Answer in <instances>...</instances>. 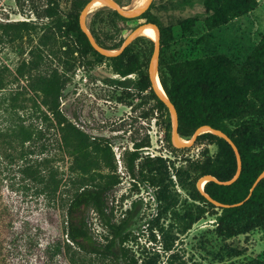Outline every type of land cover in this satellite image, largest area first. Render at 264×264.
I'll return each mask as SVG.
<instances>
[{"label":"rangeland","instance_id":"rangeland-1","mask_svg":"<svg viewBox=\"0 0 264 264\" xmlns=\"http://www.w3.org/2000/svg\"><path fill=\"white\" fill-rule=\"evenodd\" d=\"M141 1L124 0L122 8L134 10ZM256 2L250 13L213 29L206 25L209 14L204 0H154L149 11L167 30L163 57L168 63L217 55L232 61L234 75L249 85L250 93L247 112L228 122V127L248 125L264 137V83L257 82L250 64L264 34V0ZM70 8L71 0H0V24L25 22L29 27L13 43H8L9 38L0 30V67L10 76L3 92L7 104L12 105V96L27 85L25 81L14 83L12 75L24 61H34L39 70H56L65 79L61 111L89 137L93 146L90 151L94 164L87 174V184L113 186L106 196L105 213L113 215L117 223L125 222L129 239L126 245L135 264H264V226L247 235L222 238L216 233L214 215L219 209H211L198 200L200 167L216 157L217 146L201 141L188 150L176 147L172 132L167 137L162 115L150 91L138 90V75L122 77L113 71L111 61L93 55L81 59L76 52V35L67 26ZM103 8L87 16L88 27L93 20L102 21L104 14L96 18L94 15ZM187 18L195 19L190 32H184L181 26ZM145 21L137 20L132 27L136 29ZM97 25L113 37L112 43L126 39L134 30L116 36L107 23ZM142 36L146 42L134 50L149 66L152 53L147 52L148 38ZM259 84L261 88L257 87ZM0 102L5 100L2 98ZM15 105L24 108L10 111L8 116L15 112L10 120L14 117L26 128L38 147L50 143L49 150L41 157H49L48 169L59 168L67 174L73 164L72 158L63 159L58 151L55 141L61 132L56 127L48 128L35 113L32 102L19 99ZM8 116L0 113V122L7 124ZM140 143L147 146L140 149L133 176L127 170L126 160L135 144ZM95 147H98L96 152ZM11 154L7 145L0 146V195L6 204L4 209L0 201V211L16 215L18 225L23 219L33 220L51 211L52 215H60L63 227L66 205L74 188L68 185L56 199L47 198L35 184L22 181L18 173L21 162L10 164ZM87 215L96 237L108 235L93 210Z\"/></svg>","mask_w":264,"mask_h":264},{"label":"trees","instance_id":"trees-1","mask_svg":"<svg viewBox=\"0 0 264 264\" xmlns=\"http://www.w3.org/2000/svg\"><path fill=\"white\" fill-rule=\"evenodd\" d=\"M116 1L121 7L125 6L124 0ZM87 3L86 0H71L67 26L76 35V52L83 60L93 55L100 60L111 61L113 71L122 77L138 75V90L150 91L155 107L162 115L167 137H170L172 120L169 111L152 90L147 61H142L140 54L134 50L135 46L146 42L145 37L136 38L119 56L101 55L91 46L79 25V15ZM256 5V0H204V8L209 14L206 25L210 29L225 25L232 19L250 13ZM149 10L138 18L129 19L121 16L116 10L104 7L95 13L94 17L104 14L100 22L110 25L116 36L131 32L135 28L132 24L140 19L159 27L161 54L158 73L165 93L177 109L180 137L190 140L199 127L209 125L229 135L241 153L242 171L237 181L231 185L210 181L204 186L206 194L223 204L242 203L230 208H218L214 213L217 235L232 239L262 228L264 178L253 191L251 190L257 178L264 172V137L248 125L234 129L228 127V122L242 117L247 112L249 85L239 81L233 73L232 61L222 55L168 63L163 57L167 30L152 17ZM100 22L93 20L88 27L98 44L107 50L120 49L125 39L112 43L113 37L97 25ZM194 22V18L185 19L181 23L183 31L190 32ZM0 30L3 36L9 38L8 43H13L21 37L22 32L28 31L29 27L25 22L17 25L0 24ZM147 45V52L153 53L154 42L148 38ZM250 64L257 74V82L264 83V34L254 50ZM7 72L5 68L0 67V99L5 100V103L0 102L5 105L3 108L0 105V113L7 117L10 111L24 108V105H15L19 99H22V102H32L35 113L39 114V118L48 128L56 127L61 132V137L55 141L58 151L63 159L67 156L72 158L73 166L68 168L67 174L59 168L48 169L49 157L42 158L41 154H45L51 144L38 147L26 128L18 124L14 117L10 120L9 117L15 112L8 116L7 124L0 122V146L7 145L12 151L8 157L10 164L21 162L18 173L22 175V181L28 185L35 184L40 193L49 199L59 197L63 187L68 185H71L74 191L69 195L63 227L60 215H52L51 211L33 220L23 219L20 225L15 221L16 215H6V212L0 211V264H135L126 245L129 239L125 232V222L117 223L113 215L105 213L106 196L113 186L87 184V174L94 164L90 151L93 146L89 137L73 126L61 111L60 99L65 88V79L56 70H39L34 61H24L12 75L14 83L25 81L27 85L12 96L11 105L7 104L6 94L3 93L7 88ZM9 74L11 75V72ZM257 87L261 88V84ZM201 141L216 145L218 152L214 159L209 158L202 164L200 177L210 175L220 181L231 180L237 172V161L229 143L210 132L201 134L196 144ZM146 146L144 143L135 144L134 150L129 153L126 167L133 176L136 172V162L140 159V149ZM97 150L98 147H95L94 151ZM7 171L9 175L10 170ZM140 173L143 174V170ZM196 194L198 200L211 209L217 208L198 189ZM0 201L6 209L1 195ZM89 210L97 214L96 218L107 230L108 235L96 237L87 215Z\"/></svg>","mask_w":264,"mask_h":264},{"label":"water","instance_id":"water-1","mask_svg":"<svg viewBox=\"0 0 264 264\" xmlns=\"http://www.w3.org/2000/svg\"><path fill=\"white\" fill-rule=\"evenodd\" d=\"M95 1L97 0H90L82 9L80 15H79V25L81 30L85 33V35L87 36L91 46L101 55L105 56V57H116L119 56L120 54H122L126 48L131 45L133 43V41L142 36L141 35V30L146 27V26H152L154 27L157 32H158V38L156 41H154V49H153V53L149 62V66H148V75H149V79L152 85V90L154 91L155 95L165 104V106L167 107L169 114L171 116V120H172V140L173 143L176 147L182 149V148H188L191 147L192 145H194V143L197 141V138L203 134V133H207L210 132L222 139H224L225 141H227L229 143V145L232 147L234 153H235V157H236V161H237V172L235 174V176L229 180V181H220L217 178L210 176V175H206L203 176L197 183V189L201 192V194L210 202L212 203L214 206H216L217 208H230L233 206H238L241 205L240 204H236V205H228V204H223L215 199H213L210 195L206 194L204 191V186L207 182L210 181H214L217 184L220 185H231L232 183H234L235 181H237V179L239 178L241 171H242V158H241V153L238 149V147L236 146L235 142L231 139V137L229 135H227L225 132H223L222 130L213 128L212 126L209 125H205V126H201L199 127L196 132L194 133L193 137L190 140H186L187 143H181L182 138L179 135V117H178V112L177 109L175 107V105L170 101V99L168 98L167 94L164 92V94L159 90L158 86H157V82H156V77L158 75L159 78V73H158V66H159V61H160V54H161V42H160V30L159 27L154 24V23H146L143 24L139 27H137L136 29H134L124 40L122 46L120 49L118 50H107L105 48H103L102 46H100L98 44V42L96 41L94 35L92 34V32L89 30L87 23H86V19L87 16L92 12V7L93 4L95 3ZM105 1L106 5L104 7H109L113 10H116L121 16L125 17V18H129V19H134V18H138L140 16H142L144 13H146L154 0H147L143 5L137 7L134 10L131 11H126L124 10L118 3L116 0H103ZM160 81V78H159ZM161 83V82H160ZM162 86V84H161ZM264 178V172L257 178V180L255 181L252 190L258 185V183Z\"/></svg>","mask_w":264,"mask_h":264},{"label":"bare ground","instance_id":"bare-ground-1","mask_svg":"<svg viewBox=\"0 0 264 264\" xmlns=\"http://www.w3.org/2000/svg\"><path fill=\"white\" fill-rule=\"evenodd\" d=\"M146 1L147 0H142L140 2V6L143 5ZM105 5H106L105 1H103V0H97L93 4L92 11H94L97 8L104 7ZM141 35L146 36L147 38L151 39L152 41H156L157 38H158V32L152 26H146V27H144L141 30ZM156 82H157V86H158L159 90L164 94L165 91H164L163 87L161 86V83L159 81L158 75L156 77ZM181 143H187V142L184 141V140H181Z\"/></svg>","mask_w":264,"mask_h":264}]
</instances>
